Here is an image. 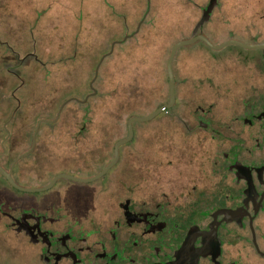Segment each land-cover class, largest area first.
I'll list each match as a JSON object with an SVG mask.
<instances>
[{"label": "flooded vegetation", "instance_id": "flooded-vegetation-1", "mask_svg": "<svg viewBox=\"0 0 264 264\" xmlns=\"http://www.w3.org/2000/svg\"><path fill=\"white\" fill-rule=\"evenodd\" d=\"M156 3L146 0L147 12L135 32L114 36L103 60L132 47L131 40L138 37ZM219 4L220 0H205L203 12L211 7V14L201 23L203 13L192 37L206 36L200 29ZM91 89L85 102L96 93ZM238 103L222 109L229 113L227 118L213 114L214 104L201 108L193 116V127L186 115L176 114L175 102L171 115L188 130L176 143L196 139L202 145L192 148L194 142L189 141L177 155L186 161L177 169L178 180L173 178L176 192L161 190L159 177L154 188H145L144 172L152 167L144 157L149 133L137 130L135 122L132 138L118 149L117 162L91 180L114 160L116 144L130 136L128 121L134 116L123 131L97 126L88 130V119L94 118L89 115L81 116L79 130L40 131L43 121L57 122L40 119L35 130L26 133L27 147L10 168L0 165L28 188L47 186L60 174L79 180L62 177L45 191L14 188L24 197H0V231L6 233L0 264H264V85L250 88ZM41 134L46 139H40ZM54 144L70 152L64 158L77 159V164L56 173L46 167L45 177L34 175L51 159L47 153ZM95 151L106 154L99 165L81 161L82 155ZM23 160L32 170L27 181L19 177L18 163ZM60 180L64 181L59 184ZM4 251L15 260L4 259Z\"/></svg>", "mask_w": 264, "mask_h": 264}, {"label": "rangeland", "instance_id": "rangeland-1", "mask_svg": "<svg viewBox=\"0 0 264 264\" xmlns=\"http://www.w3.org/2000/svg\"><path fill=\"white\" fill-rule=\"evenodd\" d=\"M204 4L205 0H157L138 37L131 40L132 47L103 60L114 36L135 32L147 12L146 0H0V153L6 150L0 154L1 164L10 168L27 147L26 133L35 130L40 119L57 120L43 121L40 131L79 130L82 115L94 117L88 119V130L97 126V130L123 131L132 116H147L169 103V54L177 42L193 36ZM200 31L214 44L232 39L262 44L264 0H220ZM173 70L176 114L186 115L189 126L195 127L193 116L201 108L211 109L214 104L213 114L227 118L229 113L222 109L238 106L250 88L264 85V49L229 45L211 50L196 42L178 50ZM91 85L97 95L79 104L77 100L89 98ZM171 114L135 122L137 130L149 133L144 149L152 166L144 172L147 191L159 177L161 190L176 192L177 169L186 161L177 155L189 141L194 142L192 148L202 147L196 139L176 143L179 134L188 130ZM51 148L47 153L51 159L34 175L45 177L46 167L56 173L77 164V159L64 158L71 153L59 150L60 145ZM159 148L160 166L156 165ZM105 156L95 151L80 159L99 165ZM25 162L29 163H18L21 181H27L32 171ZM14 195L24 197L0 176L1 199ZM5 234L0 231L1 244ZM5 257L15 260L4 251Z\"/></svg>", "mask_w": 264, "mask_h": 264}, {"label": "water", "instance_id": "water-1", "mask_svg": "<svg viewBox=\"0 0 264 264\" xmlns=\"http://www.w3.org/2000/svg\"><path fill=\"white\" fill-rule=\"evenodd\" d=\"M210 14H211V7L204 13V17H203V20L201 21V23L206 21L209 18ZM198 26L196 27L195 32L197 31ZM198 41L204 42L212 50H221V49H223L225 47H228L229 45H236L238 47H241V48H244V49H251V50L252 49L253 50H263L264 49V43H262V44H247V43H244V42H241V41H238V40H233V39L224 41V42L219 43V44H214L211 40H209L204 35H197V36H194V37H191V38H188V39L181 40V41L177 42L173 46V48L171 49V52H170L168 60H167V74H168V80H169V95H170L169 103L157 108L155 111H153L152 113H150L147 116H134L131 119H129V121H128V130L130 132V136L127 139L122 140V141H120V142H118L116 144L114 160L101 173H99L97 176H95L91 180L98 179L99 177H101L103 174H105L107 172V170L110 167H112L117 162L119 147L132 138L133 123L134 122L150 121V120L154 119L155 117H157L159 114H161L165 109H169V108L174 106V104L176 102V89H175L176 88V78H175V74H174V70H173L174 59L176 57L177 51L180 48H182L184 46L192 45V44H194V43H196ZM96 73H97V71H96ZM92 88H93V86H92ZM0 174L8 181V183L13 188H16V189H18V190H20L22 192H40V191L48 190V189H50L53 186V184L55 183V181L57 179L62 178V177H66V178L68 177V178H71V179L79 180L76 177H72V176H69V175H66V174H60L50 184H48L47 186H44V187H41V188H28V187H23V186L18 185L14 181L11 172L6 171L1 165H0ZM91 180H86V181H91Z\"/></svg>", "mask_w": 264, "mask_h": 264}, {"label": "trees", "instance_id": "trees-1", "mask_svg": "<svg viewBox=\"0 0 264 264\" xmlns=\"http://www.w3.org/2000/svg\"><path fill=\"white\" fill-rule=\"evenodd\" d=\"M198 42H201V41H198ZM205 46H207L204 42H202ZM208 47V46H207ZM209 48V47H208ZM211 49V48H210ZM212 50V49H211ZM178 52V51H177ZM92 90V89H91ZM94 95H97V93H95V94H92L91 96H90V98L92 97V96H94ZM70 101V100H69ZM68 101V102H69ZM77 102L79 103V104H81V105H85V104H87V102L88 101H84V100H77ZM163 105H165V104H162L161 106H163ZM161 106H159V107H161ZM158 107V108H159ZM172 108V107H171ZM171 108H169V109H165L161 114H163V113H170V112H172V109ZM160 115V114H159ZM1 176V175H0ZM3 177V176H2ZM4 178V177H3ZM5 179V178H4ZM6 180V179H5ZM8 185H9V183H8ZM14 191H16L11 185H9ZM21 193V192H20Z\"/></svg>", "mask_w": 264, "mask_h": 264}]
</instances>
